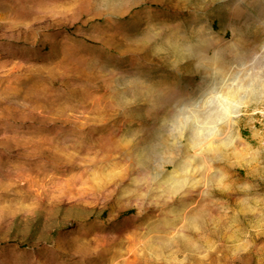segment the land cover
Segmentation results:
<instances>
[{
  "label": "rangeland",
  "instance_id": "374dc122",
  "mask_svg": "<svg viewBox=\"0 0 264 264\" xmlns=\"http://www.w3.org/2000/svg\"><path fill=\"white\" fill-rule=\"evenodd\" d=\"M263 80L264 0H0V264H264Z\"/></svg>",
  "mask_w": 264,
  "mask_h": 264
},
{
  "label": "bare ground",
  "instance_id": "6f19581e",
  "mask_svg": "<svg viewBox=\"0 0 264 264\" xmlns=\"http://www.w3.org/2000/svg\"><path fill=\"white\" fill-rule=\"evenodd\" d=\"M255 75H257V74H255ZM259 75V74H258ZM263 75V74H262ZM254 76V75H253ZM255 78V77H254ZM256 79H257V77H256ZM260 80V79H259ZM250 82V81H249ZM263 82H264V80H263ZM261 83H262V80H261ZM259 84V83H258ZM263 85V84H262ZM239 88V87H238ZM237 88V89H238ZM242 88V87H241ZM247 87H245V89H246ZM234 90L235 92L234 93H237L238 92V90ZM245 89H243V90H245ZM252 89V88H251ZM232 90V91H233ZM251 91V90H250ZM257 91V90H256ZM236 96V95H235ZM252 96V95H251ZM253 97V96H252ZM243 100V99H242ZM167 102V101H166ZM237 103H238V101H237ZM240 104V103H239ZM164 107H166L165 105H164ZM179 118V117H178ZM177 118V119H178ZM184 123V122H183ZM193 129V128H192ZM217 131V130H216ZM220 131V130H219ZM218 131V132H219ZM195 133V132H194ZM216 133V132H215ZM198 134V133H197ZM220 134V133H219ZM208 140V139H207ZM196 141V140H195ZM209 141V140H208ZM198 143H201V142H198ZM207 143V142H206ZM206 143H204L205 144V146H208V145H206ZM215 143V142H214ZM197 144V143H196ZM204 144H203V146H204ZM198 145V144H197ZM202 145V144H201ZM211 145V144H210ZM170 146V145H169ZM181 146V145H180ZM212 146V145H211ZM210 146V147H211ZM163 147V146H162ZM163 148H165V147H163ZM172 148V147H171ZM174 148V147H173ZM169 149V148H168ZM177 149V148H176ZM203 149V147H201V150ZM214 149V148H213ZM215 149H217V148H215ZM171 150V149H170ZM152 151V150H151ZM172 151V150H171ZM181 150H177V151H175L176 153L177 152H180ZM172 152H174V151H172ZM175 152H174V154H175ZM169 154H170V152H169ZM169 154H168V157H169ZM179 154V153H178ZM160 155V154H159ZM182 155H183V153H182ZM181 155V156H182ZM152 156V155H151ZM150 156V157H151ZM163 156V155H162ZM171 156V155H170ZM179 156V155H178ZM184 156H185V154H184ZM201 156H203V155H201ZM146 157V156H145ZM149 157V158H150ZM153 157V156H152ZM206 157V156H205ZM161 158V157H160ZM165 158H167V156L165 157ZM195 158H197V157H195ZM151 159V158H150ZM179 159H181V158H179ZM145 160V159H144ZM147 160H149V159H147ZM176 160V159H175ZM185 160V159H184ZM197 160V159H196ZM199 161H200V159H198ZM154 161H156V160H154ZM167 161V160H166ZM178 161V160H177ZM180 161V160H179ZM159 162H162V160L160 161V159H159ZM173 162H176V161H173ZM181 162V161H180ZM192 162V161H191ZM157 163V161L155 162V164ZM178 163V162H177ZM177 163H175V164H177ZM184 163H186V162H184ZM148 164V163H147ZM150 164H152V163H150ZM179 164V163H178ZM177 164V165H178ZM189 164V163H188ZM187 164V165H188ZM193 164H195L194 162H193ZM201 164V163H200ZM166 165V164H165ZM183 166H185L184 164H182ZM204 165H206L205 164V162H204ZM156 166V165H155ZM179 166H181L180 164H179ZM199 165H197V167H198ZM202 166V165H201ZM144 167V166H143ZM142 167V168H143ZM148 167H149V164H148ZM186 167V166H185ZM196 167V166H195ZM153 168V167H152ZM184 167H182V173L181 174H179V175H181V176H179L178 178H174V181H173V184H172V186L170 187V190L172 191V192H174V193H178L179 191H181V190H183L187 185H188V181H189V178H190V176H192L191 174H189V171H188V174L189 175H187V172L185 173V174H183V171H185L184 169H183ZM143 169H145V168H143ZM147 169V168H146ZM149 169H151V167H149ZM179 169V168H178ZM194 169H196V168H194ZM199 168H197V170H198ZM205 169V168H204ZM140 170V169H139ZM142 170V169H141ZM192 170V169H191ZM157 171V170H156ZM202 172V171H201ZM159 173H161V172H159ZM196 173V172H195ZM193 174V173H192ZM201 174V173H200ZM204 174V173H203ZM161 176V175H160ZM192 177H194V174H193V176ZM191 177V178H192ZM150 178V177H149ZM158 179V178H157ZM155 180V179H154ZM159 180V179H158ZM158 180H157V182H158ZM191 180V179H190ZM162 181V180H161ZM192 182V181H191ZM159 183V182H158ZM146 184H148V183H146ZM165 184V183H164ZM169 184V183H168ZM191 184V183H190ZM150 185V184H149ZM158 186H159V184H157ZM161 185H162V183H161ZM171 185V184H170ZM162 187V186H161ZM154 188H157L156 186L154 187ZM158 189V188H157ZM159 189H160V187H159ZM165 189V188H164ZM154 190V189H153ZM156 191V190H155ZM173 195V194H172ZM183 195V194H182ZM182 195H180L181 197H182ZM216 195H218V194H216ZM167 196V195H166ZM193 196H194V194H193ZM196 196V195H195ZM175 196H173L172 198H174ZM166 198V197H165ZM167 198H169L168 196H167ZM172 198H170V199H172ZM154 199V198H153ZM180 199V198H179ZM195 199V198H194ZM193 199V200H194ZM162 201H164V200H162ZM187 201V200H186ZM184 202V201H183ZM190 202V201H189ZM193 202H195V201H193ZM208 203V202H210V200L209 199H207V198H204L203 199V201H202V203ZM151 203V202H150ZM201 203V204H202ZM163 204V203H162ZM165 204V203H164ZM163 204V205H164ZM170 204V203H169ZM216 204V203H215ZM177 205V204H176ZM213 205V204H212ZM161 206V205H160ZM178 206V205H177ZM176 206V207H177ZM182 206V205H181ZM180 206V207H181ZM186 206V205H185ZM209 206V205H208ZM197 207V206H196ZM203 208H205V207H203ZM167 209V208H166ZM175 209V208H174ZM180 209V208H179ZM188 209V208H187ZM202 209V208H201ZM216 208H214V210H215ZM200 210V209H199ZM183 211V210H182ZM213 211V210H212ZM184 212V211H183ZM183 215H184V213H182ZM178 217V216H177ZM182 217V216H181ZM180 218V217H179ZM185 218V217H184ZM199 218V217H198ZM182 219V218H181ZM201 219V218H200ZM208 219V218H207ZM172 220V219H171ZM178 220V219H177ZM192 220V219H191ZM208 220H210V218L208 219ZM197 221H199V220H197ZM196 221V222H197ZM202 221V220H201ZM200 221V222H201ZM212 221V220H211ZM176 222V221H175ZM178 222V221H177ZM193 222V221H192ZM210 222V221H209ZM171 223V222H170ZM191 223V222H190ZM218 224H219V222H217ZM203 224V223H202ZM210 224V223H209ZM212 224H214V223H212ZM201 225V224H200ZM206 225H208V224H206ZM201 226H203V225H201ZM174 228V227H173ZM176 228V227H175ZM188 229V228H187ZM151 230V229H150ZM206 230H208V229H206ZM205 230V231H206ZM149 231V230H148ZM193 230H191V232H192ZM150 232V231H149ZM151 233V232H150ZM149 233V234H150ZM220 233V232H219ZM188 234H191V233H188ZM194 234V233H193ZM221 236V235H220ZM213 237H215L214 235H213ZM198 239H199V237H198ZM134 241V240H133ZM140 242V241H139ZM177 242V241H176ZM180 243V242H179ZM134 244V243H133ZM149 244V243H148ZM165 244V243H164ZM140 245H142V243L140 244ZM152 245V244H151ZM151 245H150V247H151ZM179 245V244H178ZM137 246V245H136ZM167 246H169V245H167ZM174 246H176V245H174ZM184 246V245H183ZM188 246V245H187ZM191 245H189V247H190ZM146 247V246H145ZM179 247V246H178ZM181 247V246H180ZM185 247V246H184ZM143 248V247H142ZM154 248V247H153ZM190 248H193V247H190ZM148 249V248H147ZM151 249H152V247H151ZM163 249H165V247H163ZM178 249V248H177ZM194 250H195V248H193ZM138 250V249H137ZM159 251H157V252H160L161 251V249H158ZM192 250V249H191ZM150 251V250H149ZM153 251H156V250H153ZM153 251H152V253L151 254H155V253H153ZM180 251V250H179ZM186 251V250H185ZM188 251V250H187ZM187 251H186V253H187ZM167 252H169V251H167ZM173 253L175 252V251H172ZM135 253H137L136 251H135ZM163 253L164 252H162V255H163ZM191 253H194V252H191ZM157 254V253H156ZM155 254V255H156ZM164 254H166V252L164 253ZM179 254H181V252L179 253ZM183 254V253H182ZM188 254V253H187ZM137 255H138V253H137ZM137 255L135 256L136 258H137ZM147 256H148V254H147ZM167 256H168V254H167ZM171 256H172V253H171ZM189 257H190V255H188ZM141 257H143V256H141ZM156 257V256H155ZM166 257V256H165ZM175 257V256H174ZM179 257V256H178ZM186 257V256H185ZM184 257V259H186ZM136 258H134V260L136 259ZM139 258V257H138ZM144 258V257H143ZM160 258V257H159ZM170 258V257H169ZM181 258H182V256H181ZM153 259H155V258H153ZM161 259H163L164 260V257L162 256V258ZM179 259V258H178ZM139 260V259H138ZM193 260V259H192ZM166 261V260H165ZM181 261V260H180ZM151 262H153V261H151ZM157 262V261H156ZM168 262V261H167ZM182 262V261H181ZM189 262V261H188ZM197 262V261H196ZM173 263V262H172ZM190 263V262H189ZM191 263H193V262H191ZM190 263V264H191ZM161 264V263H160ZM196 264V263H195Z\"/></svg>",
  "mask_w": 264,
  "mask_h": 264
}]
</instances>
